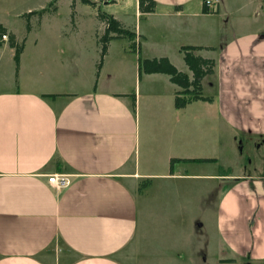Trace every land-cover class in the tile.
I'll list each match as a JSON object with an SVG mask.
<instances>
[{
	"label": "crops",
	"instance_id": "obj_1",
	"mask_svg": "<svg viewBox=\"0 0 264 264\" xmlns=\"http://www.w3.org/2000/svg\"><path fill=\"white\" fill-rule=\"evenodd\" d=\"M155 1V12L137 15L151 22L162 39H170L162 52L149 56L150 47L154 51L158 43L151 44L153 36L140 22L130 31L141 54L168 57L178 65L184 62L182 46H200L205 49L199 55L212 58L204 54L217 50L207 42L211 30L201 31L197 40L193 29V0ZM219 1V12L227 14L225 0ZM201 9L202 4L200 16H209ZM232 37L222 62L237 70L221 88H238V104H233L231 90L223 99L225 110L243 132L262 138L257 144L264 143V26ZM34 47L36 54L30 58L24 46L17 69L14 48L9 41L0 42V264H126L141 227L137 197L144 190L139 180H189L192 169L188 162L172 163V149L162 151L166 143L143 151L140 166L139 126L130 94L99 84L91 91L71 88L46 72L37 54L41 47ZM155 92L147 90L153 110ZM147 116L150 122L152 115ZM147 128L153 129L151 123ZM54 174L66 175L70 184L56 188L49 183ZM216 178L223 185L217 221L221 262L245 257L249 263L264 262V173L218 172Z\"/></svg>",
	"mask_w": 264,
	"mask_h": 264
},
{
	"label": "rangeland",
	"instance_id": "obj_2",
	"mask_svg": "<svg viewBox=\"0 0 264 264\" xmlns=\"http://www.w3.org/2000/svg\"><path fill=\"white\" fill-rule=\"evenodd\" d=\"M91 1L97 7L86 5L81 0H0V22L16 34L19 43L24 42L27 57L36 54L35 43L43 47L42 50L37 48L42 51L37 54L42 64L48 67L46 72L60 81H67L71 88L91 91L99 84L100 87H111L130 94V99L131 95H136L134 112L139 126L140 166L146 155L143 151L146 153L166 143L162 151L171 148L173 159L180 158L176 162H188L187 165L192 169L193 179L189 180H139V187L144 190L137 197L141 227L130 247L134 250L133 254L126 257L124 262L264 264L255 261L249 263L247 257L237 258L231 263L221 262L224 258L220 253L223 241L217 221L223 185L216 178L221 168L230 169L229 175L264 173V143L256 142L262 138H255L254 135L250 137L243 132L225 110L227 102L223 99H227L231 90V97L235 95L233 104L237 107L238 88L231 86L230 91L221 88L227 76L237 70L230 67L231 63L224 65L222 62L227 51L225 46L230 43L234 33L243 34L264 26V0H225L227 14L218 10L217 13L207 14L209 16H200L202 0H193V29L197 30V40L201 39V31L211 30L212 35L207 42L217 48L215 52L204 53L216 61L215 72L203 80V94L214 100L196 101L186 109L175 107L174 91L177 86L170 82L168 75H139V52L131 47L128 38L112 40L110 51L102 55L100 38L105 33V25L100 20V10L116 15L132 31L135 25L139 28L141 22L140 27L153 36L150 37L151 44L158 43L154 51L150 47L149 56H152V52L163 51L164 43L170 38L162 39L160 32L150 25L151 22H145L137 15L138 1ZM43 9L46 11L42 14L30 16L31 30L27 31L28 17L24 15ZM141 55L145 57L144 53ZM180 62L174 65L191 75L186 64L182 60ZM243 70L244 67L240 68V71ZM233 78L234 81L236 77ZM149 87L156 91L151 94L156 105L154 110L148 108ZM149 103H152L151 98ZM147 115H152L150 122ZM149 123L153 127L151 130L147 128ZM191 158H215L216 161L193 162ZM144 171L145 168L140 169L141 173Z\"/></svg>",
	"mask_w": 264,
	"mask_h": 264
},
{
	"label": "trees",
	"instance_id": "obj_3",
	"mask_svg": "<svg viewBox=\"0 0 264 264\" xmlns=\"http://www.w3.org/2000/svg\"><path fill=\"white\" fill-rule=\"evenodd\" d=\"M82 3L97 7L91 0H81ZM202 13L204 14H214L217 13L218 6L214 9H210L205 5L206 0H202ZM139 12L141 14L153 13L156 10L157 3L155 0H138ZM46 9L40 11H32L25 14L28 17V22L26 24L27 31L31 30L30 16L34 14H42ZM99 17L101 22L105 25V33L100 38L102 44V55L105 56L107 53L108 44L112 40L128 38L131 42V47L134 50L138 49V71L141 76L144 74H166L169 76V80L172 84L178 86L180 89L175 92L174 105L177 109H184L189 104L196 101L213 102V97L205 96L203 94V80L214 73L215 60L212 58H205L199 55V51L205 49L200 46H182L180 48L183 54V59L188 69L191 72V76L185 72L180 71L168 57H154L145 58L141 55L140 48L136 46V34L129 29L125 28L124 25L114 17V15L99 11ZM8 34L6 27L0 22V35ZM9 45L15 50V62L17 69L19 68L20 58L24 51V42L19 43L16 36L13 33L8 34ZM212 49V48H208ZM133 99V105L136 106V96L131 95ZM45 97L55 98L57 95H45ZM179 159H172V163ZM185 160V159H183ZM193 162H215V158L208 159H192ZM230 169L219 170L220 174L229 175Z\"/></svg>",
	"mask_w": 264,
	"mask_h": 264
},
{
	"label": "built area",
	"instance_id": "obj_4",
	"mask_svg": "<svg viewBox=\"0 0 264 264\" xmlns=\"http://www.w3.org/2000/svg\"><path fill=\"white\" fill-rule=\"evenodd\" d=\"M219 2V0H206L205 5L210 9H214L218 6ZM5 41H9L8 34L0 35V42ZM49 183L54 185L56 188L61 189L69 185L70 181L64 174H54L49 176Z\"/></svg>",
	"mask_w": 264,
	"mask_h": 264
},
{
	"label": "flooded vegetation",
	"instance_id": "obj_5",
	"mask_svg": "<svg viewBox=\"0 0 264 264\" xmlns=\"http://www.w3.org/2000/svg\"><path fill=\"white\" fill-rule=\"evenodd\" d=\"M206 261V260H205Z\"/></svg>",
	"mask_w": 264,
	"mask_h": 264
}]
</instances>
